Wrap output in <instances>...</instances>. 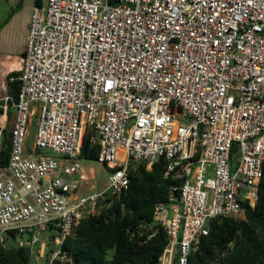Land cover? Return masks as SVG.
Instances as JSON below:
<instances>
[{
	"label": "built area",
	"instance_id": "obj_1",
	"mask_svg": "<svg viewBox=\"0 0 264 264\" xmlns=\"http://www.w3.org/2000/svg\"><path fill=\"white\" fill-rule=\"evenodd\" d=\"M17 71L11 153L0 166V246L21 237L16 245L46 262L52 240L47 264H72L64 241L101 213L105 193L129 189L132 162L151 169L163 160L165 177L181 181L156 205V228L141 225L148 239L159 229L168 237L160 264H174L176 253L188 264L212 218L239 219L244 204L256 206L264 0H41ZM85 142L109 170L101 191L92 190V160L81 158Z\"/></svg>",
	"mask_w": 264,
	"mask_h": 264
},
{
	"label": "trees",
	"instance_id": "obj_2",
	"mask_svg": "<svg viewBox=\"0 0 264 264\" xmlns=\"http://www.w3.org/2000/svg\"><path fill=\"white\" fill-rule=\"evenodd\" d=\"M23 0L18 4L21 6ZM41 0H35L40 4ZM9 73L7 90L9 106L16 102L21 83ZM1 112V110H0ZM238 145L233 148V157ZM39 152V151H38ZM11 153V128L0 129V166L8 165ZM99 150L85 142L81 158L96 161ZM233 158V160H234ZM129 189L117 196L105 193L99 199L102 211L85 217L63 243L72 264H160V257L168 244V237L159 229L150 239L141 233V225L155 229L154 211L157 204L167 203L171 186L179 185L174 175L165 177L163 160L148 169L145 162L129 165ZM243 219L212 218L209 232L188 257V264H264V174L259 199L254 208L244 204ZM150 233V232H149ZM54 244H48L47 260ZM176 253L174 264H177ZM31 250L16 243L0 246V264H31ZM55 264H58L56 262Z\"/></svg>",
	"mask_w": 264,
	"mask_h": 264
},
{
	"label": "rangeland",
	"instance_id": "obj_3",
	"mask_svg": "<svg viewBox=\"0 0 264 264\" xmlns=\"http://www.w3.org/2000/svg\"><path fill=\"white\" fill-rule=\"evenodd\" d=\"M34 1L35 0H23L21 6H19L18 4L20 3V0H0V52L8 51L9 49L15 50L25 48L26 44L23 37L24 29L28 23H30L31 10ZM36 123L37 116H33L29 128V136L26 142L28 148L32 147L34 144ZM12 125L13 123H10L11 128ZM40 153L43 155H54L53 151L50 149H43ZM85 164L89 168V172L95 176V179L91 181V186H94L92 190H103L107 183V177L109 174L108 168L97 161H86ZM90 169L92 171H90ZM241 216L242 218L245 217L244 212L241 213ZM20 240H22V238L18 237L17 241L12 239L9 242L14 244L18 243ZM31 264H45V261L41 260L37 262L35 258L32 257Z\"/></svg>",
	"mask_w": 264,
	"mask_h": 264
},
{
	"label": "crops",
	"instance_id": "obj_4",
	"mask_svg": "<svg viewBox=\"0 0 264 264\" xmlns=\"http://www.w3.org/2000/svg\"><path fill=\"white\" fill-rule=\"evenodd\" d=\"M35 5L36 4L34 1V4L32 5V9ZM31 14H32V10H31ZM30 20H31V16H30ZM29 26L30 23H28V25L24 29L23 37L25 40V44L27 42ZM25 48L15 49V50L9 49L8 51L0 52V98L1 99H4L8 95V90H7L8 75L13 71L18 70L20 60L22 56L25 54ZM2 104L4 105V108H1V112H0L1 128L5 129L7 126L11 128L10 123L14 124V120H15V108L13 106H9V103L8 105L5 104L4 100H2Z\"/></svg>",
	"mask_w": 264,
	"mask_h": 264
},
{
	"label": "water",
	"instance_id": "obj_5",
	"mask_svg": "<svg viewBox=\"0 0 264 264\" xmlns=\"http://www.w3.org/2000/svg\"><path fill=\"white\" fill-rule=\"evenodd\" d=\"M28 237H29V234H26V235H25V238H28Z\"/></svg>",
	"mask_w": 264,
	"mask_h": 264
}]
</instances>
